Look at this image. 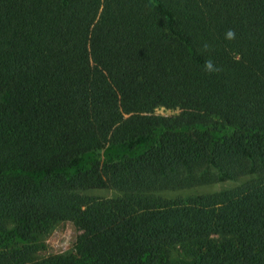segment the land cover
<instances>
[{
    "label": "trees",
    "instance_id": "16d2710c",
    "mask_svg": "<svg viewBox=\"0 0 264 264\" xmlns=\"http://www.w3.org/2000/svg\"><path fill=\"white\" fill-rule=\"evenodd\" d=\"M0 264H264V0H0Z\"/></svg>",
    "mask_w": 264,
    "mask_h": 264
},
{
    "label": "rangeland",
    "instance_id": "374dc122",
    "mask_svg": "<svg viewBox=\"0 0 264 264\" xmlns=\"http://www.w3.org/2000/svg\"><path fill=\"white\" fill-rule=\"evenodd\" d=\"M100 59L95 58L94 56H91L89 61L87 62L86 66L92 64L94 61H98ZM108 63V62H107ZM109 64V63H108ZM110 65V64H109ZM111 66V65H110ZM113 68V66H111ZM114 69V68H113ZM122 79V78H121ZM124 80V79H123ZM125 81V80H124ZM111 88H114L113 85L109 80H104L100 82V87L98 94L95 98H99L101 101L103 97L105 98L108 95V92H110ZM115 89V88H114ZM116 90V89H115ZM118 93V91L116 90ZM118 101L120 104L125 105L122 115L113 116L110 118L108 126L110 123L114 122L117 125L120 124H128L131 125V123L136 121H141L145 118H151L154 120H158L160 122L164 123H172L177 121H184L189 118V114L185 111H179V110H173L172 107H169L170 112L167 113H160L162 117L158 116H152V115H143L139 112H136L138 108H143V102L142 98L139 97V100L134 103H128L123 104L121 102L120 95L118 93ZM145 100V99H143ZM148 101V100H145ZM160 101V100H159ZM150 102H154L151 105H159L160 103L157 102V100H150ZM166 102V101H161ZM103 103V102H102ZM170 103V102H168ZM172 104V103H170ZM126 111V113H124ZM112 148L107 146L103 150H101L99 153L94 155L100 163H103L105 156L108 153L112 152ZM258 179L256 176H246L243 178H240L236 181H227L223 183L213 184V185H207V186H200L192 189L187 190H179V191H172V192H162L159 195L166 199H186L189 196L194 195H200V194H210L218 191L223 190H232L241 187L242 185L246 184L247 182L251 180ZM84 195L92 196V197H117L121 196L120 193L116 192L115 190L111 188L106 189H95V190H85L81 192ZM77 229L70 223V222H62L59 223L55 229L42 241V249L39 251V257H44L50 254H61V253H69L74 246V243L76 241L77 235H78Z\"/></svg>",
    "mask_w": 264,
    "mask_h": 264
},
{
    "label": "clouds",
    "instance_id": "9594fccd",
    "mask_svg": "<svg viewBox=\"0 0 264 264\" xmlns=\"http://www.w3.org/2000/svg\"><path fill=\"white\" fill-rule=\"evenodd\" d=\"M225 38L227 40H234L235 39V31L232 29H229L226 34H225ZM208 46L205 45V48H207ZM204 66H205V71L207 72H216L219 71V69L214 65V62L211 59L205 60L204 62Z\"/></svg>",
    "mask_w": 264,
    "mask_h": 264
}]
</instances>
